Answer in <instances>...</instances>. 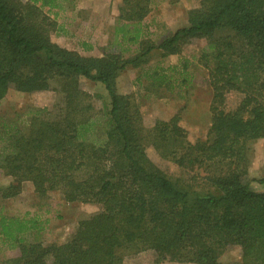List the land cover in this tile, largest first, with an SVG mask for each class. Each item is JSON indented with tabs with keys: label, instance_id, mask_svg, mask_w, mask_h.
<instances>
[{
	"label": "trees",
	"instance_id": "obj_1",
	"mask_svg": "<svg viewBox=\"0 0 264 264\" xmlns=\"http://www.w3.org/2000/svg\"><path fill=\"white\" fill-rule=\"evenodd\" d=\"M56 1L0 0V101L11 91L57 94L50 108L0 115V170L12 178L0 193L15 197L28 182L39 196L58 191L64 202L98 211L83 215L67 242L50 246L23 240L42 230L37 218L0 213V236L20 250L5 264H124L146 251L155 264H223L231 247L240 248V264H264V190L244 182L247 144L264 139V0H200L187 13L188 26L158 45L141 26L150 0H121L117 35L137 53L100 58L52 42L60 28L44 8L53 11ZM197 40L206 42L198 64L208 71L212 119L192 143L179 115L146 128L136 98L119 94L116 80L158 50L179 64L147 72L148 89L182 87L190 65L183 52ZM81 77L108 93L103 117ZM148 147L187 172L206 173L216 193L171 179ZM258 183L264 187V177Z\"/></svg>",
	"mask_w": 264,
	"mask_h": 264
},
{
	"label": "rangeland",
	"instance_id": "obj_2",
	"mask_svg": "<svg viewBox=\"0 0 264 264\" xmlns=\"http://www.w3.org/2000/svg\"><path fill=\"white\" fill-rule=\"evenodd\" d=\"M23 1L26 2L27 0ZM197 1L200 2V0H151V5L152 7H160L162 14L166 17L168 15L173 17V15L179 16L181 14L175 5L180 6L181 3H185L188 4L187 7H192ZM119 3L120 0H92V6L89 8V0H57L58 6L53 11H49L48 8H44V11L52 18L55 17L54 12L58 13V20L61 24L68 25L70 33L68 36H61L57 32L52 33V42L62 48H73L87 58H100L102 54L121 51L119 46L111 44L115 28L118 25L117 7ZM154 16L159 18L161 16L160 11ZM151 20V18H147L141 26L145 31L148 30L147 33H149L151 40L158 42L167 33L166 26L160 27L161 20L157 21L156 27L155 25L148 26ZM184 20L183 17L178 18L180 25L184 24ZM155 21H153L154 24ZM144 24H147V30ZM86 44L93 46V49L89 50ZM108 44L113 48L108 50L106 48ZM205 44L204 40H197L185 48L183 57L188 59L190 63L189 81L182 87L175 86L174 90H169L166 87L148 89L149 82L145 76L147 72L157 67L169 68L179 64L180 58L177 56L173 57L175 61H171V59L161 60L157 50L148 58V64H142L137 68L129 66L117 77L116 88L118 93L122 95L131 94L136 98L146 128H152L156 121H170L174 116L179 115V125L188 133L187 138L190 142L194 143L206 135L211 125L210 106L213 93L209 86L208 71L198 64V58L205 48ZM136 53V48L132 47L125 52V57H131ZM79 80L81 89L93 96V105L98 112L97 114L100 117L106 115L110 108V99L104 86L84 77L79 78ZM56 99L57 94L54 91L34 94L11 91L4 100L0 101V115L14 117L16 114H21V117H24L31 107L50 108L57 101ZM247 148L249 164L244 182L252 190L263 191L264 187L258 183V180L264 177V139L248 142ZM146 153L149 159L165 171L171 179L187 182L184 185L190 183L191 186H199V190L203 194L216 193L215 189L206 182V173L202 171L187 172L176 164L163 159L153 147H148ZM5 180L12 182V178L6 179L0 170V188H5L10 184ZM97 211L98 206L95 204L64 202L61 193L58 191L50 192L43 197L39 196L34 192L32 184L28 182L22 184L21 193L15 197L6 199L0 193L1 214L7 217L37 218V222L43 226L42 230L27 232L23 236L25 243L42 242L46 246L65 243L77 230L81 217L94 214ZM19 255V248L9 246L0 236V264H5L8 260L15 259ZM155 258L154 252L146 251L126 259L124 264H155ZM220 261L223 264H240V248H229L223 253ZM161 264L182 263L166 261Z\"/></svg>",
	"mask_w": 264,
	"mask_h": 264
},
{
	"label": "crops",
	"instance_id": "obj_3",
	"mask_svg": "<svg viewBox=\"0 0 264 264\" xmlns=\"http://www.w3.org/2000/svg\"><path fill=\"white\" fill-rule=\"evenodd\" d=\"M90 1V4H89V8L92 6V0H89ZM150 2H151V0H150ZM199 1H197L196 3H195V5H193L192 7H187L188 6V4H185V3H181V5L180 6H178V5H175L176 6V8L179 10L178 12L179 13H181L179 16H174L173 15V17H171L170 15H168L167 17L165 16V15H163L162 14V12H161V9H160V7L159 8H157V7H152V5H151V12H150V14H149V16L147 17V18H151L152 20H151V23H148V26H150V25H155V27H156V24H157V21L158 20H161V25H160V27H162V26H166V28H165V30L167 31V33H165V35H163V37H161V39L158 41V42H156L155 40H153L152 39V41L155 43V44H160L164 39H166V38H168V37H170V36H172L173 34H174V32H176L177 30H179V29H181V28H184V27H187L188 26V11L189 10H191V9H194V8H197V7H199ZM121 0H120V3H119V6L117 7V9H118V14H117V20H118V25H117V28H115V31H114V34H113V39H112V42H111V44H113V45H115V46H119L120 47V49H121V51L119 50L118 52H116V53H124L125 54V52L126 51H128L129 49H132V47H134V48H136L135 47V45H132V44H130L129 42H128V40H123V38L121 39V35H117V30H118V28L120 27V22H119V19H118V17H119V8H120V6H121ZM169 4V3H168ZM160 11V13H161V16L160 17H163L162 19L159 17V18H155V16H154V14L155 13H157V12H159ZM184 12H185V20H184ZM54 14H55V20H56V22L58 23V25H59V28H60V30L59 31H57V34H59V35H61V36H63V35H65V36H68L69 35V30H68V25L67 24H61V22L58 20V18H59V15H58V13H55L54 12ZM183 15V16H182ZM179 17H183V20L185 21L184 22V24H181L180 25V23H179V21H178V18ZM147 18L143 21V23H145V21L147 20ZM156 20V21H155ZM153 21H155V24L153 23ZM142 23V24H143ZM144 25H146V30H147V24H144ZM158 25V24H157ZM148 31V30H147ZM147 31H146V33H147ZM153 31V30H152ZM150 32V31H149ZM147 35H149V33H147ZM149 38H150V35H149ZM58 45V44H57ZM86 46L87 47H89V50H91V49H93V46H91L90 44H86ZM61 47V46H60ZM95 47V46H94ZM126 47H129V48H126ZM65 48V47H64ZM106 48L109 50V48H113V47H110V44H108L107 46H106ZM125 48V49H124ZM65 49H67V50H70V51H75V49H73V48H65ZM105 51V50H104ZM156 51V50H155ZM158 51V50H157ZM76 52H78L79 53V51H76ZM154 52V51H153ZM152 52V53H153ZM159 53H160V51H159ZM80 54V53H79ZM104 54H102V56H103ZM160 55V54H159ZM174 56H169V57H166V58H163V59H171V61H175L174 60V58H173ZM162 58H161V60H163ZM7 178H9V177H6V179ZM9 181H11V180H9ZM8 180H5V182H8V184L10 183Z\"/></svg>",
	"mask_w": 264,
	"mask_h": 264
}]
</instances>
